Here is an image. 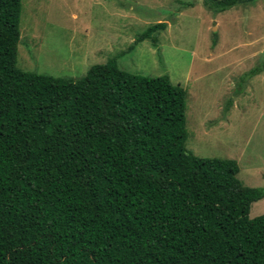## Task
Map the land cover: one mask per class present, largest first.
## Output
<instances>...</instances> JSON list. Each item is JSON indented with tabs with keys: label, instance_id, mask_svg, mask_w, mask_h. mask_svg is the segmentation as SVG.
Here are the masks:
<instances>
[{
	"label": "trees",
	"instance_id": "obj_1",
	"mask_svg": "<svg viewBox=\"0 0 264 264\" xmlns=\"http://www.w3.org/2000/svg\"><path fill=\"white\" fill-rule=\"evenodd\" d=\"M22 2L0 0V264H264V188L187 150L186 91L121 54L79 79L19 69Z\"/></svg>",
	"mask_w": 264,
	"mask_h": 264
},
{
	"label": "rangeland",
	"instance_id": "obj_2",
	"mask_svg": "<svg viewBox=\"0 0 264 264\" xmlns=\"http://www.w3.org/2000/svg\"><path fill=\"white\" fill-rule=\"evenodd\" d=\"M206 0H23L17 67L79 79L122 55L120 69L168 75L187 93L186 148L199 158L235 160L238 178L264 188V0L215 14ZM167 23L158 47L148 27ZM160 51V52H159ZM264 214V199L250 218Z\"/></svg>",
	"mask_w": 264,
	"mask_h": 264
}]
</instances>
